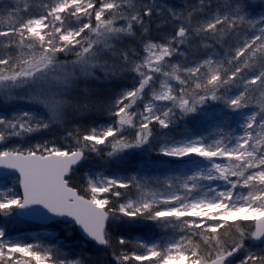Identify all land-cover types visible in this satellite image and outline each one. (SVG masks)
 <instances>
[{"label":"snow or ice","instance_id":"6c2138e0","mask_svg":"<svg viewBox=\"0 0 264 264\" xmlns=\"http://www.w3.org/2000/svg\"><path fill=\"white\" fill-rule=\"evenodd\" d=\"M0 218V264H264V0H0Z\"/></svg>","mask_w":264,"mask_h":264},{"label":"trees","instance_id":"16d2710c","mask_svg":"<svg viewBox=\"0 0 264 264\" xmlns=\"http://www.w3.org/2000/svg\"><path fill=\"white\" fill-rule=\"evenodd\" d=\"M9 226L12 227L15 230L20 231V232H31L30 230H21L15 224H9ZM52 227L55 228L56 230H59V226H52ZM157 231H158L157 229H151V233H156ZM133 234L134 235L135 234L145 235V234H150V233H149V229L148 228H142V229L138 230L137 232H134Z\"/></svg>","mask_w":264,"mask_h":264},{"label":"rangeland","instance_id":"374dc122","mask_svg":"<svg viewBox=\"0 0 264 264\" xmlns=\"http://www.w3.org/2000/svg\"><path fill=\"white\" fill-rule=\"evenodd\" d=\"M0 222H3L2 218H0ZM10 224L17 225L18 228L21 230H30V231H37L38 230L33 225H31L30 222H27V221H13V222H10Z\"/></svg>","mask_w":264,"mask_h":264}]
</instances>
